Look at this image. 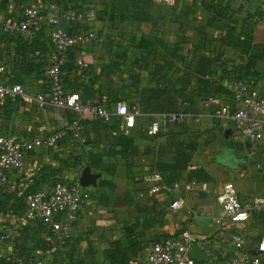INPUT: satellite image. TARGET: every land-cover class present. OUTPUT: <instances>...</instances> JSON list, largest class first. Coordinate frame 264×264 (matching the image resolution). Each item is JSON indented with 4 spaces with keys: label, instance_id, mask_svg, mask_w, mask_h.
Wrapping results in <instances>:
<instances>
[{
    "label": "crops",
    "instance_id": "0c3cea01",
    "mask_svg": "<svg viewBox=\"0 0 264 264\" xmlns=\"http://www.w3.org/2000/svg\"><path fill=\"white\" fill-rule=\"evenodd\" d=\"M50 0H0V16L11 20L19 16L24 6H39L45 9ZM54 1V0H53ZM201 1L210 0H177L174 6L156 5L151 1L138 2L137 0H78L72 4L74 7H104L106 15L97 18L93 24L82 21L77 26L79 32L93 30L96 40L89 46L78 50L76 64L88 73L92 70L98 75L100 67L104 66L108 73L107 78L101 80L110 82L104 84L100 95L103 104L112 103L120 99L126 104L136 102V86L132 78H138L139 89L146 87L148 70L139 69L134 64L140 53L136 52L130 42H137L141 36L156 35L167 44H174L181 38H190L198 25H204L210 18ZM220 1L222 7H227L232 19L239 25H251L253 41L263 47L264 51V0H214ZM194 6V15H185L186 8ZM114 8V9H113ZM110 16V18H108ZM252 18L255 23L251 24ZM144 20V21H140ZM227 21L216 19L212 30H208L211 39H220L224 34ZM244 24V25H245ZM32 31L21 36L24 41L30 42L36 37L37 32ZM44 31V30H43ZM45 49L52 48L48 32L45 30ZM15 43L10 37L0 34V65L5 68V73L0 75L2 81L13 79L16 74L18 56L14 55ZM189 49L185 46L184 54ZM226 56L233 60L237 52L226 50ZM212 46L205 50L211 53ZM264 56V54H263ZM41 63L42 60L40 59ZM38 60H30L25 75H21L22 86L25 88L28 99H5L0 102V131L6 134H15L20 139H32L52 133L62 126V122L53 118L54 109H39L33 97L38 92H45L46 86L43 76L34 70L33 64ZM78 62L82 64L79 65ZM150 67V66H148ZM255 76L250 81L258 95H264V57L255 65ZM78 70L70 79L79 78L77 84L87 81L89 75ZM66 77V73L62 74ZM17 78V77H15ZM229 104L233 108L231 98L224 95L214 100L196 99L192 107V115L197 117V122L188 118L183 123L161 129L157 137L146 135L148 125L153 123L159 114L141 113L131 135L135 138L134 145L137 152L133 157L126 159L128 170L122 166L119 148L114 149L115 158L111 162L115 167L110 175L99 174L100 179L109 180L114 188L109 191L89 187L90 198L82 208L76 222L71 239L60 250L59 258L65 260L72 250L77 258H84L87 252L93 253V260L97 263L104 261V252L110 244L119 239L123 227H130L137 222L136 232L143 246L132 259V264H147L146 255L152 243L167 237L180 235L188 230L194 238L196 246L206 254L203 264H221L225 258L232 256L235 250L230 236L240 233L245 242V248L250 255H257L256 248L259 240L264 236V213L253 214L250 219L241 224H228L222 228L215 224L214 218L221 213L216 202V197L224 183L230 182L236 190L240 201H245L252 196L264 194V139L258 143L246 140L234 141L231 133L233 124L217 118L214 112L223 105ZM72 118V114L61 111V115ZM229 130L227 138L225 131ZM113 137L110 130L100 132V142L87 144L84 150L93 152L107 148V137ZM192 138L197 143L196 152L192 157L189 169L203 167L210 180L203 183H190L184 180L166 185L162 179L161 184L167 189L157 193L149 192V185L144 183L143 177L153 174V167L157 163L170 162L174 156V148L168 145ZM76 146V147H75ZM62 147V148H61ZM81 148L77 141L67 139L62 145H52L48 148H39L28 154L25 166L22 169H10L7 172V185L4 187L7 194L19 197L21 194L37 189L51 187L54 180L43 184L39 188H31L35 181L44 177L42 170L45 166L57 167L52 157L56 150L69 152ZM58 148V149H57ZM51 150V151H50ZM50 151V152H49ZM65 152V151H64ZM67 155L68 157L77 156ZM60 159H65L63 156ZM83 159V157H81ZM74 167L72 173L65 178L69 182L78 180L80 172L86 166ZM57 178V177H55ZM181 199L183 206L178 211L170 209L173 200ZM10 203L7 208H9ZM25 212V211H24ZM24 212L15 213L9 210L0 215V231L25 226ZM34 224V223H33ZM263 233V234H262ZM12 244L0 245V257L11 254ZM36 259H44V253L35 255ZM47 259V258H46Z\"/></svg>",
    "mask_w": 264,
    "mask_h": 264
},
{
    "label": "trees",
    "instance_id": "16d2710c",
    "mask_svg": "<svg viewBox=\"0 0 264 264\" xmlns=\"http://www.w3.org/2000/svg\"><path fill=\"white\" fill-rule=\"evenodd\" d=\"M76 1L78 0H54L59 7L67 12L78 13L88 9L72 6ZM137 1L143 3L151 0ZM200 5L211 16L206 24L198 25L195 28L194 33L190 34V38L183 37L174 44H167L156 35L150 34L146 37L141 36L136 43L130 42L131 47L140 53L139 59L136 58L134 64L139 69L148 70V80L146 87L139 89L138 78H132L138 98L136 102L127 104L129 107H137L140 113L144 114L192 112L196 99L214 100L224 95L233 101L234 90L231 86L234 83L241 82L252 88L250 81L255 76V65L259 59L264 57V51L263 47L254 43L251 25L245 23L239 25L237 21L232 19L228 8L221 6L220 1H201ZM96 8L99 9L96 19H102L106 15L105 8L99 6ZM194 12V6H191L186 8L184 14L186 16L194 15ZM216 19L227 21L224 34L218 40L211 39L209 37L211 35L208 33V30H212ZM247 19L251 20L250 17ZM250 22L251 24L255 23V19L252 18ZM78 25L79 23L67 25L66 32L69 34L79 32L77 30ZM43 30H46L49 35V29L45 27L39 28L36 37L30 42L24 41L21 36L4 34L0 31L2 36L12 38L15 43L13 52L15 56H18L17 61H15L17 68L13 70L16 76L11 80L9 79L8 83L22 85L20 76L28 73V63L33 59L38 60L37 63L34 62L33 64L34 70L39 76H43L44 62L42 61L41 63L40 59L42 60V55L50 50L45 49L47 39H45ZM186 43H188L189 49L187 54H184ZM209 46H212V52L206 54L205 50ZM81 48H73L67 54L66 62L62 68V74L66 73V77L61 76L64 89L68 93H78L84 104L102 106L114 113L115 104L123 102V100L116 99L112 103H102L98 94L104 84L108 85L110 82L108 80L106 82L102 81L101 77L107 78L108 73L104 66L100 67L98 75L92 69L88 73L84 68L81 69L76 64V54ZM226 50L237 52V57L233 60L229 59L226 56ZM78 70L82 72L80 75L87 73L89 79L80 81L79 84H77L76 80L81 77L70 79L69 74L74 75ZM74 118V115H72V118L68 120L72 122ZM80 123L83 142H77V144L82 146V153L77 156L59 159L57 167L45 166L42 169L45 172L44 177L36 180L31 188H39L43 184L49 183L50 180L57 179L60 171L57 169L58 167L62 165L68 169L82 167V161L85 162L84 166L89 167L93 172L110 175L115 167V163L113 164L111 159L115 158L114 149L116 147L119 148L120 161H123L122 166L128 170L126 159L133 157L137 152V148L134 145L135 138L131 134L124 135L119 131L120 118L118 116L113 115L107 123L103 120H82ZM104 130H110L113 133V137H107V148L97 152L84 150L87 144L95 146V144L100 142V132ZM159 134L151 138L157 137ZM67 139L75 140L71 132H68L63 139L55 144L62 145ZM168 145L174 148L172 160L170 162L157 163L153 167V172L159 173L166 185L173 184L178 180L190 183H203L210 180V176L203 167L189 169L197 148L195 140L188 138L187 140L176 143L171 142L170 144L168 141ZM141 181L145 183L144 177ZM75 182L76 180L69 183ZM96 187L111 191L114 188V184L109 180L100 179ZM4 189V187H0V215L5 214L8 210L15 213L24 212L28 196L39 190L30 192L29 189L19 197H14L7 194ZM9 203L10 206L7 208ZM137 228V222L130 227H123L120 238L113 241L109 249L104 252V261L102 263H97L93 260V253L91 252H87L84 258H77L75 250L71 251L69 257L66 255L63 263V260L59 258L62 247L55 253H50V250L55 245L50 230L40 222L33 224L25 221V226L19 227L15 231L13 239L9 243L12 244L11 254L6 257H0V264H132V259L143 249L142 244L138 242L141 233L136 232ZM70 239L66 240L65 244ZM159 241L161 240L156 242ZM38 253H44L45 258L36 259L35 255H38ZM195 264L203 263L196 262Z\"/></svg>",
    "mask_w": 264,
    "mask_h": 264
},
{
    "label": "built area",
    "instance_id": "2783aa9c",
    "mask_svg": "<svg viewBox=\"0 0 264 264\" xmlns=\"http://www.w3.org/2000/svg\"><path fill=\"white\" fill-rule=\"evenodd\" d=\"M153 4L174 6L177 0H151ZM98 8L91 7L85 11L73 13L64 11L53 0H50L43 10L39 6H25L21 8L18 17L11 20L0 16V31L4 34L26 35L39 28L50 30L49 36L52 48L42 55L44 62L45 92H38L33 100L39 109L53 108V118L62 122V126L52 133L32 139H20L15 134H6L0 131V187L7 185V172L10 169H22L29 153L43 147H49L63 139L71 132L77 142H83L81 137L82 120H103L109 122L113 115L120 118L119 131L130 135L135 127L137 118L141 113L137 107H129L125 102H117L114 113L102 106L84 104L76 92L68 93L62 84V68L66 62L68 52L73 48L89 46L96 40L93 30L69 34L66 30L58 29L63 20L67 25L86 21L96 22ZM67 29V28H66ZM81 65V62H78ZM5 68L0 65V75ZM233 108L229 104L223 105L214 112L217 118L233 124L231 133L234 141L246 140L258 143L264 139V95H258L253 88L244 83H234ZM5 99L27 100L28 94L21 84H11L0 79V102ZM61 111L74 115L70 122ZM197 122L198 118L190 111L178 113L159 114L156 120L148 125L147 136H155L161 129L183 123L186 119ZM149 185L151 194L161 189L162 177L153 173L144 177ZM90 198L88 188H81L75 183L55 182L51 187L40 189L30 194L26 200L24 212L25 221L29 223L40 222L45 225L53 235L55 245L50 253H55L72 236L73 228L78 221L79 214ZM221 213L214 218L219 227L228 224H241L247 222L253 214L264 213V194L255 195L245 201H240L236 190L230 182L222 185L216 197ZM181 199L170 203L172 211L182 208ZM16 229L11 228L0 231V245L9 244ZM235 253L224 259L221 264H264V236L259 240L256 248L257 255H250L245 248L244 238L240 233L230 236ZM197 247L192 234L185 230L180 235L172 236L151 244L146 255L147 264H195L188 253ZM198 248V247H197Z\"/></svg>",
    "mask_w": 264,
    "mask_h": 264
},
{
    "label": "water",
    "instance_id": "95a60500",
    "mask_svg": "<svg viewBox=\"0 0 264 264\" xmlns=\"http://www.w3.org/2000/svg\"><path fill=\"white\" fill-rule=\"evenodd\" d=\"M67 26L63 20H61L58 24V29L60 30H66ZM229 134V130L225 131L224 136L227 138ZM100 175L92 173L89 167H84L82 171L80 172V175L78 177V184L81 188H89V187H96L97 186V180L99 179ZM189 257L199 263L206 261V254L199 248L193 247L189 253Z\"/></svg>",
    "mask_w": 264,
    "mask_h": 264
},
{
    "label": "rangeland",
    "instance_id": "374dc122",
    "mask_svg": "<svg viewBox=\"0 0 264 264\" xmlns=\"http://www.w3.org/2000/svg\"><path fill=\"white\" fill-rule=\"evenodd\" d=\"M76 147V146H75ZM74 147V148H75ZM62 148V147H61ZM74 148L73 147H71V149L69 150V152H66V150L64 149V151H62V149L59 151V150H56L57 151V153L55 154V157L54 156H52V152L50 153V155H49V158H47V159H50L51 157H52V159H53V161H55V165H57L58 164V160L60 159V157L61 156H63L64 158H66V156L67 155H69V156H72V155H77L78 154V150L77 151H74ZM58 149V148H57ZM76 149V148H75ZM51 151V150H50ZM49 151V152H50ZM58 170H60L58 173V178L57 179H55L54 181H56V182H67V183H69V180L68 179H66L65 177L68 175V174H70V173H72V171H70L68 168H66V166H61V167H58L57 168ZM68 177V176H67ZM72 182V181H71ZM263 232H264V228H263ZM263 234V233H262Z\"/></svg>",
    "mask_w": 264,
    "mask_h": 264
}]
</instances>
